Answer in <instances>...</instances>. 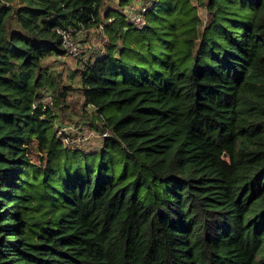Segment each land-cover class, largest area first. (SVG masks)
Instances as JSON below:
<instances>
[{"label":"trees","instance_id":"obj_1","mask_svg":"<svg viewBox=\"0 0 264 264\" xmlns=\"http://www.w3.org/2000/svg\"><path fill=\"white\" fill-rule=\"evenodd\" d=\"M105 1L0 0V264H264V0ZM69 25L109 36L78 86ZM75 89L100 149L56 132Z\"/></svg>","mask_w":264,"mask_h":264},{"label":"rangeland","instance_id":"obj_2","mask_svg":"<svg viewBox=\"0 0 264 264\" xmlns=\"http://www.w3.org/2000/svg\"><path fill=\"white\" fill-rule=\"evenodd\" d=\"M134 1L140 4V1ZM117 6L118 5L115 1L110 0H106L103 4L104 9L116 8ZM122 10L127 20L135 18V16L132 15L137 13L138 11L136 10L132 13L131 11H129L128 6L124 7ZM199 12L200 15L205 18L206 12L201 8L199 9ZM133 20L136 22V19ZM105 35L109 39V36L106 32ZM77 40L80 42L82 47L80 52L81 55L79 54L81 57L79 59H77V56L59 57L55 55L50 58V61H52L53 66L59 73V79L62 81L61 85L73 81V84L78 86L79 74L77 73L78 75L76 74L75 76H73V72L77 71L75 69H77L80 65L84 64V62L88 59L89 56H91L95 52L98 53L103 45L101 33L91 34L85 32L79 35ZM108 43L106 44V46L108 45ZM61 85L60 88L63 89ZM62 105L63 108H60V106L57 107L59 117L56 122V132L58 133V136H62V138L64 139L65 136L68 135V132H79L76 134H81L86 138L84 140V143L76 144L74 146L75 148L83 149L86 151H94L96 149H100L104 145V138L102 135L103 132H101L100 129L96 128V126L99 125L98 122L100 120L97 119V117L94 115V108L84 106L81 92L76 89L71 90ZM59 126L61 128H59ZM59 129H61L62 132H59ZM67 143L71 144L70 141H68Z\"/></svg>","mask_w":264,"mask_h":264},{"label":"built area","instance_id":"obj_3","mask_svg":"<svg viewBox=\"0 0 264 264\" xmlns=\"http://www.w3.org/2000/svg\"><path fill=\"white\" fill-rule=\"evenodd\" d=\"M144 10L145 9L138 10L137 13L132 15V16H135V18H131V20L138 27H143L146 23V15L144 13ZM133 19H136L137 23ZM103 28H104L103 25H100L97 29H93V30L92 29L88 30L85 28H81V30H79L77 26L69 25L65 28H58L57 31L62 36V43L66 49V55L71 56V57H75V56L80 54L81 49H82L81 44L77 39H78L79 35L87 32V31L91 34H96V33L102 34V44L103 45H102L101 50L99 52H102V53L105 52V47H106V44L109 42V39L105 35ZM53 104H54V98H53L52 93L48 90H44L42 95L38 99V101L35 102L34 107L35 108L42 107L43 109H46L48 107H52ZM59 128H61V127L59 126ZM59 132H62V130L59 129ZM66 132H68V131H66ZM76 133H79V132H76ZM76 133H69L68 132V135H66L64 139L62 138V136H59V137L66 144H68L67 142L70 141L71 144H68V145H71V146H75L76 144L84 143V140L86 137L81 135V134H76ZM102 135L103 136L108 135V132L105 131Z\"/></svg>","mask_w":264,"mask_h":264}]
</instances>
